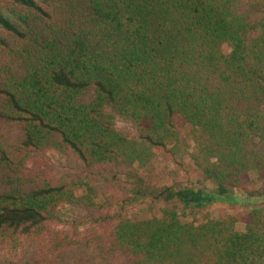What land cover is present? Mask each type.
Listing matches in <instances>:
<instances>
[{"label": "trees", "instance_id": "1", "mask_svg": "<svg viewBox=\"0 0 264 264\" xmlns=\"http://www.w3.org/2000/svg\"><path fill=\"white\" fill-rule=\"evenodd\" d=\"M263 106L264 0H0V241L32 245L25 264H264ZM44 151L80 169L24 183ZM156 157L196 177L151 184ZM95 176L158 214L106 213L79 240L46 229L90 204L73 186ZM214 204L244 209L175 210Z\"/></svg>", "mask_w": 264, "mask_h": 264}, {"label": "rangeland", "instance_id": "2", "mask_svg": "<svg viewBox=\"0 0 264 264\" xmlns=\"http://www.w3.org/2000/svg\"><path fill=\"white\" fill-rule=\"evenodd\" d=\"M264 111V106H263ZM118 128H128L129 125L123 120L117 121ZM177 131L182 136L188 125L182 122L176 123ZM80 167L71 161L61 157L53 151L36 152L30 155L25 168L22 170L24 183L40 184L44 178L66 179L75 175ZM146 180L149 183H165L178 185L189 180H194L196 174L193 172L191 161L185 157V165L182 171L161 158H154L146 168ZM249 177L254 179L255 174L250 172ZM83 186L74 185L75 196L87 195L90 199L89 205H63L57 213V217L46 223V229H52L61 236L66 234L72 240H79L80 234L86 233L90 226L100 222V218L107 220L106 213L113 216L130 215L131 213L144 214L149 212L158 214L160 205L140 203L127 205L123 208L122 200L127 195V184L122 179H107L100 176L90 178ZM244 208L229 206L226 204H214L198 209H183L175 206V210L182 221L193 219L202 221L206 218H216L223 214H234ZM236 230H242L243 224L237 222ZM32 245L4 244L0 241V263L2 264H25L26 257L31 253ZM22 251L25 254H21Z\"/></svg>", "mask_w": 264, "mask_h": 264}]
</instances>
